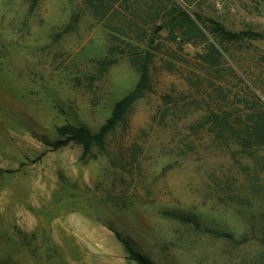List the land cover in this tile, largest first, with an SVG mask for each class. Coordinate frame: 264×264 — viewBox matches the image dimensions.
Segmentation results:
<instances>
[{"label": "rangeland", "instance_id": "rangeland-1", "mask_svg": "<svg viewBox=\"0 0 264 264\" xmlns=\"http://www.w3.org/2000/svg\"><path fill=\"white\" fill-rule=\"evenodd\" d=\"M143 59L104 151L52 150L96 132ZM259 115L260 0H0V264H136L116 233L149 264H264Z\"/></svg>", "mask_w": 264, "mask_h": 264}, {"label": "trees", "instance_id": "trees-1", "mask_svg": "<svg viewBox=\"0 0 264 264\" xmlns=\"http://www.w3.org/2000/svg\"><path fill=\"white\" fill-rule=\"evenodd\" d=\"M264 2V0H260ZM96 1H93V5H95ZM92 4V3H91ZM92 8H96V6H92ZM185 18H187L188 22L193 25L195 30H197L200 36H204L202 29L196 27L194 25V21L188 18V15L184 13ZM197 21H200L197 18ZM72 26V25H71ZM70 25L67 28L71 27ZM204 31L211 36L219 38L221 40L229 41V42H241L244 39L252 38V34L248 32H240V33H232L224 30L222 27L213 23L212 29H207L205 25L202 26ZM214 53L218 54L215 49H212ZM148 61L143 59L139 61V72L140 78L136 83L135 88L130 91L126 96L122 99L114 103L113 110L111 115L106 119L104 124L94 133L90 132L88 129L84 127H75L72 125H66L63 128H60L61 134L63 136L62 139L55 141L52 144V150H57L64 146H67L70 143L80 145L82 147L83 156L90 155L93 149L97 151H104L105 148V138L115 129L118 122L122 119L125 111H127L133 103L136 102L137 99L142 97L145 89L147 88L148 79ZM213 125L222 126L224 129L232 128L231 125L226 121V119H222L219 115H215L214 119L211 120ZM250 129V139L256 140L258 144L264 143V116L259 115L256 117V120L253 121L252 126L250 128L245 126V130ZM11 171L0 170V174L8 173ZM116 238L121 242L122 246L125 249V252L128 256L129 260L134 261L136 264H149L148 261L139 254L130 242L123 238L120 234L116 233Z\"/></svg>", "mask_w": 264, "mask_h": 264}]
</instances>
